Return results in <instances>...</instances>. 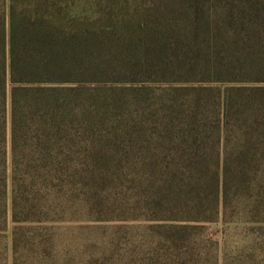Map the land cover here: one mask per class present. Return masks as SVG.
I'll list each match as a JSON object with an SVG mask.
<instances>
[{
	"label": "rangeland",
	"instance_id": "obj_1",
	"mask_svg": "<svg viewBox=\"0 0 264 264\" xmlns=\"http://www.w3.org/2000/svg\"><path fill=\"white\" fill-rule=\"evenodd\" d=\"M230 1L61 4L84 72L22 98L15 147L9 99L0 264H264V0Z\"/></svg>",
	"mask_w": 264,
	"mask_h": 264
},
{
	"label": "trees",
	"instance_id": "obj_2",
	"mask_svg": "<svg viewBox=\"0 0 264 264\" xmlns=\"http://www.w3.org/2000/svg\"><path fill=\"white\" fill-rule=\"evenodd\" d=\"M10 1L8 11L0 7V217L4 221L7 210L5 202L7 181L4 168L7 164L5 151L9 124L7 118L9 99L12 110V142L15 147L18 138L17 111L23 103L22 98L26 97V104L36 107L37 111L47 107L49 113L53 110V106L56 107L59 103L51 100L43 102L42 96L61 92L56 91V87L52 84L80 82L84 72L79 47V45L82 46L83 34L79 31L61 29L58 25L61 19L55 18V15L63 13L59 12L63 11L61 4L69 0ZM219 1L221 4L224 2V0ZM226 1L230 16H233L236 5L234 1ZM69 21L73 24L79 22L76 18H70ZM16 158L17 156H13L12 164L13 231H16L20 222L30 223L43 219V211L39 210L40 204L22 203L16 197L18 185V173L15 168L17 162H14ZM42 160H31L26 164L38 179L40 169L47 165V163L43 164ZM39 188L44 190V186L39 185ZM13 234L15 238L16 232Z\"/></svg>",
	"mask_w": 264,
	"mask_h": 264
}]
</instances>
